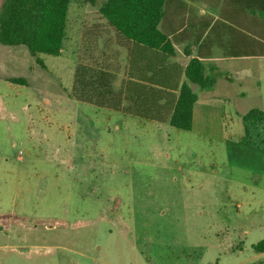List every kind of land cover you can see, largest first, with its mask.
Returning <instances> with one entry per match:
<instances>
[{"label": "rangeland", "instance_id": "obj_1", "mask_svg": "<svg viewBox=\"0 0 264 264\" xmlns=\"http://www.w3.org/2000/svg\"><path fill=\"white\" fill-rule=\"evenodd\" d=\"M259 4L174 0L171 27L190 36H173V61L184 65V45L199 35L214 81L189 84L193 132L139 129L70 95L81 33L98 19L87 0H69L58 56L0 45V264H264L250 246L264 240V177L228 167L215 140L199 135L232 140L242 115L264 110ZM233 31L261 55L232 57Z\"/></svg>", "mask_w": 264, "mask_h": 264}, {"label": "trees", "instance_id": "obj_2", "mask_svg": "<svg viewBox=\"0 0 264 264\" xmlns=\"http://www.w3.org/2000/svg\"><path fill=\"white\" fill-rule=\"evenodd\" d=\"M87 2L98 19L81 33L70 95L77 102L133 120L139 129L166 123L178 131H191L197 96L189 84L208 90L214 81L202 62L208 50L199 35L184 45L186 57L196 46V54L186 65L173 61V36L178 34L183 41L190 36L181 26L171 27L174 0ZM258 8L264 13V0ZM68 9L69 0H2L0 45L25 46L32 56H58L65 41ZM239 55L261 54L252 50ZM7 81L25 83L23 78ZM240 119L238 142L264 153V110L250 109ZM252 249L264 253V240Z\"/></svg>", "mask_w": 264, "mask_h": 264}, {"label": "crops", "instance_id": "obj_3", "mask_svg": "<svg viewBox=\"0 0 264 264\" xmlns=\"http://www.w3.org/2000/svg\"><path fill=\"white\" fill-rule=\"evenodd\" d=\"M238 25L241 26V22H240V18H236ZM239 31H233L231 33V38H230V51H231V56L234 58H241L243 55H239L238 54H243L242 53V47L243 44L247 45V49H244V51H252L255 49H252L253 47H255V42H251L250 37L246 36L245 39L243 38V36H241V34H238ZM208 50V47H205V51ZM193 52L196 53L195 48L192 46L190 49V56L187 57V61L190 57L194 56ZM187 61H185L184 65H186ZM198 101V99H197ZM197 101L194 103L193 108H192V125L194 124V117H195V105L197 103ZM133 121V120H131ZM134 122V121H133ZM135 123V122H134ZM158 124V123H155ZM155 124H148V125H155ZM147 125V126H148ZM146 126V127H147ZM145 128V127H144ZM143 128V129H144ZM192 131V130H191ZM190 132V131H189ZM193 132V131H192ZM242 133V132H241ZM234 134V139L231 140L228 139V134H226V132L224 134H215V133H202L199 135L202 136H206L208 139L210 140H215L216 143V149L220 151V149L222 150V152L224 153V161L225 164H228V167L232 168V167H236V169L238 170H242V171H246L250 170V174L252 176H256V179L258 180L261 177H264V153L256 151V150H252L249 149L247 147H245L244 145L240 144L238 142V138L240 136V134ZM222 160V159H221ZM214 167V168H213ZM216 164L215 163H211L209 164V168L211 170H216ZM252 169H249L251 168ZM236 187H239L240 190L244 191L246 185L242 182V181H238L236 182ZM262 191H264V189H262ZM236 204H238V202L236 201ZM238 206V205H237ZM237 208V207H236ZM240 234L242 236H244L243 238L246 239V237L248 236V234L250 233L249 230H243L240 229ZM251 244L250 246L252 247ZM259 255H264V253H258Z\"/></svg>", "mask_w": 264, "mask_h": 264}]
</instances>
